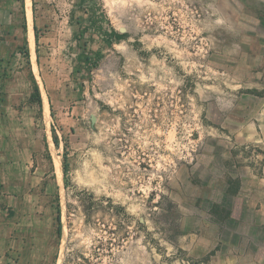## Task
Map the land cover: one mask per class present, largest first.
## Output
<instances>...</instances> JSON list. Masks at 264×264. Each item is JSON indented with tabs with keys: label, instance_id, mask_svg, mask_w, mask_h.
<instances>
[{
	"label": "rangeland",
	"instance_id": "374dc122",
	"mask_svg": "<svg viewBox=\"0 0 264 264\" xmlns=\"http://www.w3.org/2000/svg\"><path fill=\"white\" fill-rule=\"evenodd\" d=\"M0 21L47 98L62 229L53 207L37 264H264V0H0Z\"/></svg>",
	"mask_w": 264,
	"mask_h": 264
},
{
	"label": "crops",
	"instance_id": "0c3cea01",
	"mask_svg": "<svg viewBox=\"0 0 264 264\" xmlns=\"http://www.w3.org/2000/svg\"><path fill=\"white\" fill-rule=\"evenodd\" d=\"M18 45V35L4 32L0 21V76L8 73L5 79L0 77V255L5 263L16 256L37 264L44 222L56 208V203L45 202L60 188L49 176L50 164L37 124L42 119V97L40 107L30 100L25 69L19 64L20 56L24 65H32L31 57H25ZM59 207L61 214V200ZM55 219L56 215V225Z\"/></svg>",
	"mask_w": 264,
	"mask_h": 264
},
{
	"label": "trees",
	"instance_id": "16d2710c",
	"mask_svg": "<svg viewBox=\"0 0 264 264\" xmlns=\"http://www.w3.org/2000/svg\"><path fill=\"white\" fill-rule=\"evenodd\" d=\"M94 25L92 27V30L94 31L93 33L97 34L99 37H107L106 39H109V42L112 41H119L121 39L124 38V34H117L115 32V30L111 27L109 21L107 20V18L104 15H97L94 14ZM22 30L26 32V24L25 22L22 24ZM33 30H34V38H35V43L37 44V30H36V26H33ZM24 54L25 57L29 58L28 52L26 50ZM31 82H32V93L30 95V100L34 103H37L38 106H41V96H40V92H39V87L35 81L34 76L31 74ZM258 95H262L260 93H258ZM50 116L53 117V113H50ZM53 143L54 146L57 148L58 147V143L55 139H53ZM61 166H62V172H63V176L66 177V173L68 171V162L66 160L65 155L62 158L61 161ZM67 180H64V188H67ZM55 201H56V234L58 237H60L61 235V214H60V207H59V200H58V195L55 196ZM67 206V204H66ZM96 209L98 210H102V211H107V213L113 215V216H120V215H124L126 216L125 210L122 206L120 205H116L112 202L111 199L109 198H104L102 199V201H100V203H98L96 205Z\"/></svg>",
	"mask_w": 264,
	"mask_h": 264
},
{
	"label": "bare ground",
	"instance_id": "6f19581e",
	"mask_svg": "<svg viewBox=\"0 0 264 264\" xmlns=\"http://www.w3.org/2000/svg\"><path fill=\"white\" fill-rule=\"evenodd\" d=\"M43 106H44V116H45V120H47V117H48V106H47V98L46 97L43 98ZM42 115H43V113H42ZM47 122L48 121H46V123ZM53 160H54L53 163H54V169H55L54 174L56 175L57 180H61V178H62V168H61V164H60L58 158H54Z\"/></svg>",
	"mask_w": 264,
	"mask_h": 264
}]
</instances>
